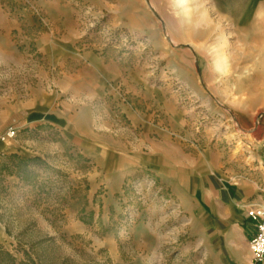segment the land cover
Returning <instances> with one entry per match:
<instances>
[{
	"label": "rangeland",
	"instance_id": "obj_1",
	"mask_svg": "<svg viewBox=\"0 0 264 264\" xmlns=\"http://www.w3.org/2000/svg\"><path fill=\"white\" fill-rule=\"evenodd\" d=\"M177 1L0 0V264H264V0Z\"/></svg>",
	"mask_w": 264,
	"mask_h": 264
},
{
	"label": "built area",
	"instance_id": "obj_2",
	"mask_svg": "<svg viewBox=\"0 0 264 264\" xmlns=\"http://www.w3.org/2000/svg\"><path fill=\"white\" fill-rule=\"evenodd\" d=\"M13 132L8 133L7 137L11 138ZM247 218L252 223V235L249 239L248 246L251 256L256 262L264 261V209L250 207L246 211Z\"/></svg>",
	"mask_w": 264,
	"mask_h": 264
},
{
	"label": "crops",
	"instance_id": "obj_3",
	"mask_svg": "<svg viewBox=\"0 0 264 264\" xmlns=\"http://www.w3.org/2000/svg\"><path fill=\"white\" fill-rule=\"evenodd\" d=\"M227 198L228 199H231L232 200V202H236V203H234V205L235 206H241V205H243L244 203L243 202H245V201H247L249 198H248V196L247 195H245L244 193H230L228 196H227ZM249 206H250V204H248ZM244 206V207H241V210H244V208H248L249 206ZM239 212V208H238V210H237V214H239L238 213ZM243 214H241V217H240V219H241V221L243 222L244 221V218H243ZM248 221L250 222V224H251V226H252V223H251V221L248 219ZM242 225H243V223H241ZM246 225H248V223H246ZM244 230V229H243ZM244 232H245V230H244Z\"/></svg>",
	"mask_w": 264,
	"mask_h": 264
},
{
	"label": "bare ground",
	"instance_id": "obj_4",
	"mask_svg": "<svg viewBox=\"0 0 264 264\" xmlns=\"http://www.w3.org/2000/svg\"><path fill=\"white\" fill-rule=\"evenodd\" d=\"M178 4H183L184 3V0H178L177 1ZM184 11L185 13L187 12V8H184ZM189 11V10H188ZM224 58V57H223ZM223 58H220L217 62V68L220 69L222 72H225V69H226V65H225V62H224V59Z\"/></svg>",
	"mask_w": 264,
	"mask_h": 264
}]
</instances>
